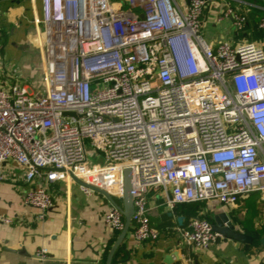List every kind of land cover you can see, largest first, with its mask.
<instances>
[{"label":"built area","instance_id":"1","mask_svg":"<svg viewBox=\"0 0 264 264\" xmlns=\"http://www.w3.org/2000/svg\"><path fill=\"white\" fill-rule=\"evenodd\" d=\"M42 1L45 87L33 93L20 76L0 86V166L24 171L23 204L40 219L54 207L50 185L79 181L85 194L123 199L126 170L138 243L160 237L152 190L171 211L264 193V46L207 42V0ZM229 5L214 21L241 32L248 15ZM103 222L123 231L120 206ZM177 229L199 250L220 238L200 217Z\"/></svg>","mask_w":264,"mask_h":264},{"label":"crops","instance_id":"2","mask_svg":"<svg viewBox=\"0 0 264 264\" xmlns=\"http://www.w3.org/2000/svg\"><path fill=\"white\" fill-rule=\"evenodd\" d=\"M208 2L202 18V36L207 42L216 46L226 41L235 46L248 40L264 46V31L257 28L264 18V0ZM227 2L229 7L248 15L243 31L237 32L231 20L215 23L214 15L223 14ZM42 19V0H0L1 87L10 86L20 76L31 92L41 91L36 77L38 66L42 70L44 35L43 26L37 23ZM1 176L0 264H106L123 231L109 230L103 217L114 206L113 201L123 208L124 199L112 201L99 191L85 194L78 182H57L49 187L54 207L40 219L36 210L23 204L25 192L31 188L24 180V171L14 163L4 164L0 166ZM147 198L150 221L160 237L154 242L138 243L132 237L131 224L111 264H264V246L260 242L264 235V193L245 196L230 209L217 201L196 204L195 217L213 223L217 216L227 214L237 230L254 238L252 244H245L220 236L208 250L181 241L177 228L186 227L194 218L181 205L171 211L161 189L150 191ZM5 218L11 223H4ZM174 254L177 257L167 263V257Z\"/></svg>","mask_w":264,"mask_h":264},{"label":"water","instance_id":"3","mask_svg":"<svg viewBox=\"0 0 264 264\" xmlns=\"http://www.w3.org/2000/svg\"><path fill=\"white\" fill-rule=\"evenodd\" d=\"M207 1H212V0H207ZM68 115V114H66ZM79 184H83L81 182L78 181ZM95 191H99L100 193L105 194L109 199L112 200V197H110L109 195H107L105 192H102L99 189L93 188ZM131 191H132V176H131V171L130 170H126L125 171V193H124V205L122 209L124 218H125V228L117 242V244L111 249L107 262L106 264H111L112 260H113V256L115 254V251L117 250L119 244L121 243V241H123V239L126 237L128 231L130 230L131 224H132V218L135 212L134 209V202H133V197L131 195ZM113 201V200H112ZM114 203V206L119 207V205L117 203ZM179 223L181 224L183 221V218L180 217L178 219ZM213 226V230L215 233L219 234L220 236L232 240V241H237V242H241V243H245V244H252L254 241V238L240 232L239 230L236 229V226L234 225V223L231 221V219L229 218V216L227 214H221L219 216H217L214 220V222L212 223ZM260 242L261 245L264 246V235L262 237H260ZM173 257H177V255H173V256H168L167 257V263H171L172 258Z\"/></svg>","mask_w":264,"mask_h":264},{"label":"trees","instance_id":"4","mask_svg":"<svg viewBox=\"0 0 264 264\" xmlns=\"http://www.w3.org/2000/svg\"><path fill=\"white\" fill-rule=\"evenodd\" d=\"M181 207L184 209L185 213L192 215V217H195V215L198 213V205L196 204L181 205Z\"/></svg>","mask_w":264,"mask_h":264},{"label":"rangeland","instance_id":"5","mask_svg":"<svg viewBox=\"0 0 264 264\" xmlns=\"http://www.w3.org/2000/svg\"><path fill=\"white\" fill-rule=\"evenodd\" d=\"M40 62V61H39ZM38 66V65H37ZM36 86L42 91L45 87L44 85V77H43V71L40 69V66H38L37 71V77H36Z\"/></svg>","mask_w":264,"mask_h":264}]
</instances>
